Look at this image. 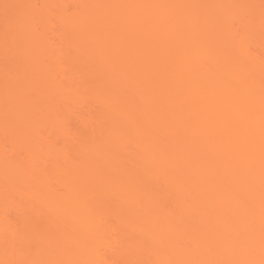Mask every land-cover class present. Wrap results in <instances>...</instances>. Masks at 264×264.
I'll use <instances>...</instances> for the list:
<instances>
[{
  "label": "bare ground",
  "instance_id": "bare-ground-1",
  "mask_svg": "<svg viewBox=\"0 0 264 264\" xmlns=\"http://www.w3.org/2000/svg\"><path fill=\"white\" fill-rule=\"evenodd\" d=\"M0 264H264V0H0Z\"/></svg>",
  "mask_w": 264,
  "mask_h": 264
},
{
  "label": "rangeland",
  "instance_id": "rangeland-1",
  "mask_svg": "<svg viewBox=\"0 0 264 264\" xmlns=\"http://www.w3.org/2000/svg\"><path fill=\"white\" fill-rule=\"evenodd\" d=\"M68 6H70V8H71V7H72V3L69 2L68 5H67V7H68ZM68 8H69V7H68ZM73 121H74V122H73ZM71 122H72V124H73V123H74V124L76 123L74 119H72Z\"/></svg>",
  "mask_w": 264,
  "mask_h": 264
}]
</instances>
